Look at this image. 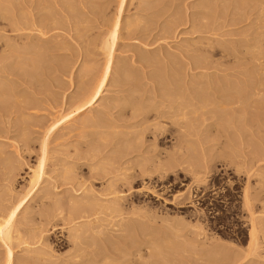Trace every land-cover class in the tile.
Listing matches in <instances>:
<instances>
[{
    "label": "rangeland",
    "instance_id": "obj_1",
    "mask_svg": "<svg viewBox=\"0 0 264 264\" xmlns=\"http://www.w3.org/2000/svg\"><path fill=\"white\" fill-rule=\"evenodd\" d=\"M206 1L0 0V215L19 204L11 240L0 239V264H6L8 248L12 249L13 264H104L105 260H110L105 264H264V68L249 62L252 54L258 57L256 50L264 47L259 43L256 48V33L252 31L263 33L264 27H257L256 22H261L251 18L239 25L226 24L222 16L217 22L224 27L218 33L200 31L213 19L200 12L207 10ZM165 5L168 10L163 9ZM20 7L24 12L33 8L34 12L28 9L30 16H26L27 11L20 12ZM160 7V17L147 10L157 12ZM21 14L34 25L15 30L7 27L6 18L16 16L18 20ZM232 17L229 14L227 18ZM117 18L122 25L113 47L109 83L92 106L78 110L84 88L89 87L85 83L94 84L106 64L102 43ZM171 19L180 23L169 26ZM131 23L138 29L129 34ZM141 26L148 30L140 31ZM233 39H244L245 44ZM32 45L41 51L36 47V53L32 52ZM228 45L230 49L234 46L232 55L223 52ZM20 47L26 51L18 53ZM45 51H50L46 52L50 56ZM16 52L22 58L37 55L35 60L27 59L32 61H27L29 72L27 66L19 67L26 61L23 58L19 63L21 57ZM142 55L147 61L138 58ZM44 57L51 60L46 62ZM197 57V61L208 58V65L196 67ZM38 59L45 63L39 66ZM11 61L20 65L13 67ZM166 64L175 68H165ZM87 65L95 70L85 71ZM44 66L52 70L46 68L48 72ZM32 71H38L34 72L37 75ZM30 72L39 78L31 80ZM15 73L36 85L28 86ZM93 75L95 78L89 77ZM223 84L226 91L240 86L260 91L242 103L226 104L225 96L230 99L231 94L213 90L223 88ZM155 85L162 90L153 89ZM164 87L172 91L166 92ZM22 101L29 106L16 111L10 108L11 103ZM125 105L139 111L148 109L145 112L150 114L161 112L158 115L163 119L137 124V117L130 119L129 113L125 116L120 112L123 107L128 110ZM219 108H223L221 113ZM208 109L213 111H207L206 116ZM217 110L221 117L216 116ZM154 129L166 130L169 135L158 140L151 135ZM41 161L42 174L34 185L32 175ZM167 161H172L169 166ZM166 166L169 168L164 172ZM246 185L250 191L247 199ZM73 211L76 217H70ZM127 223L135 226L130 224L128 231ZM252 225L259 234L257 246L250 243ZM80 228H87L86 235ZM77 231L81 233L77 235ZM109 232L114 238H107ZM85 240L93 243L88 246ZM252 247L257 249L254 254ZM94 248L96 252L107 248L110 255H93ZM92 255L105 256L101 261Z\"/></svg>",
    "mask_w": 264,
    "mask_h": 264
},
{
    "label": "bare ground",
    "instance_id": "obj_2",
    "mask_svg": "<svg viewBox=\"0 0 264 264\" xmlns=\"http://www.w3.org/2000/svg\"><path fill=\"white\" fill-rule=\"evenodd\" d=\"M40 2H41V1H40ZM206 2H207V4H206V6H207V10H206V9H205V10H201L200 12H202V14H204L203 16H205L206 19H207V18H208V19L213 18V19H212V20L210 19L211 21L208 22V23H209L208 25H206V24H205V25L203 24V26L201 25L202 27H201V26H200V27H201L202 30L200 29V31H204V32H206V33H207V32H214V33L217 32V33H218V31H220V30L224 27L223 24L220 25V23L217 22V20H218V19L220 20V18H222V16H223V18H224V17L226 18V19H224V21H225V20L227 21L226 24H229V22H230V24H232V23H234V24H238L239 22L245 21V19H249V18H251V20L258 19V20L261 22V24L258 23V22H256L257 27H262V26L264 27V0H210V1L208 0V1H206ZM21 4H22V3H21ZM122 4H123V3H122ZM143 4H144V3H143ZM23 5H24V4H23ZM23 5H21V6H23ZM144 5H145V4H144ZM144 5H143V6H144ZM203 5H204V4H203ZM24 6H25V5H24ZM24 6H23V7H24ZM26 6H27V5H26ZM36 6H37V5H36ZM36 6H35V7H36ZM40 6H41V3H40ZM40 6H39V7H40ZM145 6L147 7L148 5L146 4ZM145 6H144V7H145ZM165 6H166V5H165ZM165 6H164L163 9L167 8V10H168V7H169V6H168V7H167V6L165 7ZM206 6L204 5V7H206ZM23 7H20L21 9H20V8H19V9L22 10V9H24ZM29 7H31V6H29ZM29 7H28V9H29ZM39 7H38L37 9H39ZM144 7H143V8H144ZM146 7H145V8H146ZM149 7H150V6H149ZM149 7H148V8H149ZM204 7H202V9H204ZM16 8H17V6H16ZM41 8H42V7H41ZM46 8H47V7H46ZM46 8H45V9H46ZM154 8H158V9H159V7H154ZM17 9H18V8H17ZM28 9H26V11H27ZM120 9H121V8H120ZM141 9H142V8H141ZM150 9H151V8H150ZM150 9H147V10H149V12H150V11H151V12H154V14L157 13L158 16L161 15V14H159V13H162V12H163V11L161 10V7H160V11L158 10L157 12H156L157 9H153V11H152V9H151V10H150ZM29 10H31V11L34 12L33 8H32V9H29ZM29 10H28V11H29ZM41 10H42V9H41ZM51 10H52V8H51ZM147 10H146V11H147ZM167 10H165V11H167ZM17 11H18V10H16V12H15V11H13V12L17 13ZM26 11H25V12H26ZM28 11H27V14L24 12V10H22V11H20V12L25 13L26 16H30L29 12H31V11H29V12H28ZM53 11H54V10H52V12H53ZM143 11H144V10H143ZM33 12H32V13H33ZM151 12H150V14H151ZM15 13H13V15H14ZM75 13H77V12H75ZM119 13H120V12H119ZM19 14H20V13H19ZM25 14H24V15H25ZM28 14H29V15H28ZM33 14H35V13H33ZM39 14H40V13H39ZM152 14H153V13H152ZM154 14H153V15H154ZM229 14H232L233 17L228 19L227 17L229 16ZM15 15H18V13L15 14ZM21 15H23V14H21ZM24 15H23V16H24ZM31 15H32V14H31ZM35 15H36V14H35ZM42 15H43V14H42ZM54 15H55V14H54ZM157 15H156V16H157ZM177 15H179V14H177ZM195 15H196V14H195ZM23 16H20V18H19V16H18V20H17L16 16H15V17L13 16L14 19H13L12 17L6 18V21H7V19H8V21H9V19L12 18V20H10V22H9L10 25H8V23H7L8 21L6 22L7 27H8V26H11V28L13 27L14 29H13V28H12V29L15 30V29H23V28H26V27L28 26L29 23L32 24V22H30L32 19H31L30 21H27V20H29L30 18L28 19V17L25 18V16H24V17H23ZM32 16H33V15H32ZM121 16H122V15H121ZM175 16H176V15H175ZM21 17H23L24 19H22ZM51 17H52V16H51ZM117 17H119V16H117ZM159 17H160V16H159ZM177 17H178V16H177ZM177 17H176V20L180 21L181 19H180V18H177ZM179 17H180V15H179ZM40 18H42V16H41ZM53 18H54V16H53ZM173 18H174V16H173ZM205 18L203 17V19H205ZM223 18H222L221 20H223ZM15 19H16V20H15ZM37 19H38V18L36 17L35 20H34V22H35ZM58 19H59V18H58ZM13 20H14V21H13ZM109 20H113V19H109ZM174 20H175V18H174ZM215 20H216V21H215ZM219 20H218V21H219ZM221 20H220V21H221ZM121 21H122V20H121ZM121 21L119 20V18H117V19L115 20L113 26H111V24L113 23V22L111 21V22H112V23L110 24L111 28L109 29L110 32H109V30L107 29L108 27L106 28V30L109 32V33H108L109 35H108V34H107L108 36L106 35L107 38L105 37V39L103 40L104 42L102 43V44H104L103 49H104V51H105L106 54H107V60H106V62H105L106 64L104 65V68L102 67L103 69H102L101 71L99 70V71L102 72V73H101V74L99 73L100 76L98 75L99 77H97L98 79H96V82H95V83H94V81H95V79H94V81H93L94 84H91V83H92L91 80H90V81H91V83H90L91 85L85 83L86 81L84 82V83H85V86L88 85L89 87H85V86H84V87H85V88H84V91L82 90V91H83V93H82V97H83V98H82V99L80 98V99L82 100V102H80V100L77 98V99L79 100L78 102H80L79 106H77L78 110H82V109H85V108H88V107L92 106V105H93V104H94V103L100 98V96H102V93H103L104 89L106 88L107 84L109 83V78H110V76H111V71H112V66H113L112 64H113V58H114L113 47H114V45H116V42H117V40H118V37H119L120 31H121V25H122V24H121V23H122ZM170 21H172V23H173V19H171ZM178 21H176V22L174 21V22L177 23ZM212 21H213V24H210ZM36 22H37V21H36ZM36 22H35V23H36ZM107 22H108V20H107ZM130 22H132V21H129V23H130ZM133 22H135V21H133ZM168 22H169V21H168ZM201 22H203V21L201 20ZM201 22H200V23H201ZM137 23H138V22H136V23H134V24L137 25ZM169 23H170V22H169ZM175 23H173V24L170 23L171 25H169V26H173V25H174L173 27H175V25H178L180 22H178L177 24H175ZM204 23H205V21H204ZM214 23H216V24L214 25ZM223 23H224V22H223ZM108 24H109V23H108ZM108 24H107V25H108ZM134 24H133V23L129 24V25H130V26H128V27H130V28L128 29V33H129V34H132L133 32H135V31L138 29V28H135V27H138V26H136V25H134ZM234 24H233V25H234ZM239 24H241V23H239ZM239 24H238V25H239ZM4 25H5V24H4ZM32 25H34V24H32ZM224 25H225V24H224ZM1 26H2V25H1ZM1 26H0V28H3V27H1ZM30 26H31V25H30ZM108 26H109V25H108ZM139 26H140V25H139ZM169 26H166V27H169ZM238 27H239V26H238ZM4 28H6V27L4 26ZM11 28H9L8 30H11ZM170 28H171V27H169V29H170ZM172 29H173V28H172ZM235 29H236V28H235ZM237 29H238V28H237ZM13 30H12V31H13ZM139 30H140V31H145V30H148V27H146V26H141V27L139 28ZM233 30H234V29H233ZM235 31H237V30H235ZM150 32H151V31H150ZM252 33H256V35H255L253 38H256V41H257V44H256V42H253L252 45H255V44H256V45H255L256 48H259L260 46L257 47V45H258L259 43H261V44H259V45H263V46H264V32L261 33V32L258 30V33H257V30L255 29V30L252 31ZM20 34H21V33H20ZM20 34H17V35H20ZM9 35H10V34H9ZM17 35H16V36H17ZM21 35H22V34H21ZM13 36H14V35H13ZM19 38H20V37H19ZM250 39H252V38H250ZM226 40H227V39H226ZM233 40H234L233 42L239 41L240 43L243 42V43L245 44V42L242 41V40H244V39H238V40L236 39V41H235V39H233ZM239 42H238V43H239ZM246 42L249 43V41H246ZM240 43H239V44H240ZM243 43H242V44H243ZM254 43H255V44H254ZM210 44L215 45L214 43H210ZM223 44H224V43H223ZM223 44H222V45H223ZM6 45H7V44H6ZM47 45H48V44H47ZM219 45L221 46V43H219L218 46H219ZM233 45H234V44H233ZM10 46H13V44L10 45ZM32 46L35 47L34 45H32ZM32 46H31V47H32ZM210 46L213 48L212 45H209V47H210ZM220 46H219V47H220ZM224 46H226V45H224ZM224 46H223V49H226V48H224ZM234 46H235V45H234ZM234 46H232L233 49H234ZM241 46H242V45H241ZM14 47H15V46H14ZM17 47H18V46H17ZM33 47H32V48H33ZM36 47H37V49H39V51H41V50H40V49H41L40 47H39V48H38V46H36ZM36 47H35L34 50L32 49V50H33L32 52L36 53V51H35V50H36ZM46 47H47V46H45V48H46ZM211 47H210V49H211ZM18 48H19V47H18ZM18 48H17V49H18ZM42 48H44V46H43ZM48 48H49V47H48ZM221 48H222V47H221ZM256 48H255V49H256ZM262 48H264V47H261V49H262ZM11 49H13V48H11ZM14 49H15V48H14ZM17 49H15V50H17ZM22 49L25 50L24 48H22ZM22 49H21V47H20V50L18 49V53H20V51H22ZM207 49H208V48H207ZM210 49H209V52H213V51L215 50V48L212 49L211 51H210ZM229 49H230V47H229V45H228V50H223V52L226 53V54H230V55H232V54H231V53H232V51H231L232 48H231L230 50H229ZM233 49H232V50H233ZM253 49H254V48H253ZM255 49H254L253 51H255ZM261 49H258V50H256V52H255V54H257L258 57H257V56H254V55L252 54V56L249 58V62H252V63L254 64V66H257V67H259V68H264V50L262 49V51H261ZM47 50H48V49H47ZM25 51H26V50H25ZM39 51L37 52V55H39V54L42 53V52L40 53ZM253 51H252V52H253ZM8 52H9V51H8ZM30 52H31V51H30ZM46 52H50V51H45V53H46ZM16 53H17V52H16ZM18 53L16 54L17 56H18ZM38 53H39V54H38ZM253 53H254V52H253ZM24 54H25V53H24ZM30 54H31V53H30ZM46 54H48V56H50L51 53H50V54H49V53H46ZM21 55H22V54H21ZM26 55H27V54H26ZM26 55H25V56L22 55L23 58L26 59V60L24 59V62L26 61V62H25L26 65H25V63H21V61H22L23 58H22L20 55H19L18 57H21V58H20L21 60H18L19 58H17L18 62L20 61L19 63L23 64V66H19L21 69H22V67L25 68V67L27 66V61H28L27 59L30 58V57L28 58V56H27V58H26ZM31 55L33 56V54H31ZM37 55H36V56H37ZM143 55H144V54H143ZM143 55H142V56H143ZM146 55H147V54H146ZM34 56H35V55H34ZM36 56H35L34 58H36ZM48 56H46V57H48ZM147 56H148V55H147ZM204 56H205V55H204ZM38 57L41 58L42 56L39 55ZM38 57H37V58H38ZM137 57H138V56H137ZM148 57H149V56H148ZM199 57H200V56H199ZM31 58H32V57H31ZM31 58H30V60H31ZM34 58H32V60H35ZM37 58H36V59H37ZM42 58H43V57H42ZM42 58H41V59H42ZM44 58H45V57H44ZM49 58H50V57H49ZM49 58H48V59H49ZM138 58H142V59H143L144 56H143V57L140 56V57H138ZM138 58H137V59H138ZM145 58H146V57H145ZM145 58H144V59H145ZM46 59H47V58H45V60H46ZM48 59H47V60H48ZM137 59H136V61H137ZM151 59H152V58H151ZM197 59H198V57L196 58V61H197ZM207 59H208V58H206V57L203 58V59L199 58V61L195 62L196 67H199V66L202 65V64H204V65L206 64V66H207V65H208V63H206V60H207ZM30 60H29V61H30ZM47 60H46V62H47ZM50 60H51V58H50ZM50 60H48V61H50ZM138 60H139V59H138ZM29 61H28V64H29ZM139 61H140V60H139ZM146 61H147V58H146ZM146 61H143V60H142L141 62L143 63V62H146ZM11 62H12V61H11ZM18 62L16 61V64H19ZM31 62H32V61H30V63H31ZM35 62H37V60H36ZM35 62H34V63H35ZM40 62L42 63V60H40ZM40 62H39V59H38V62H37V63L39 64V66H40ZM151 62H152V61H151ZM170 62H171V61H170ZM170 62H169V63H170ZM191 62H193V61H191ZM34 63H33V66H34ZM44 63H45V61H44ZM44 63H42V64H44ZM50 63L52 64V62H50ZM50 63H49V64H50ZM148 63H149V62H148ZM193 63H194V62H193ZM193 63H192L191 66H193ZM9 64H11V65L13 64V67H16V66H17L16 64H15V66H14V62L9 63ZM31 64H32V63H31ZM31 64H30L29 66H27V72H29V71H28V70H29L28 67H31ZM42 64H41V65H42ZM145 64H146V63H145ZM145 64H144V65H145ZM190 64H191V63H190ZM19 65H20V64H19ZM166 65H167V64H166ZM170 65H171V64H170ZM170 65H167V67H165V66H164V67H165V68H168ZM198 65H199V66H198ZM9 66H10V65H9ZM9 66H8V69H9ZM87 66H88V65H87ZM91 66H92V65H90V68H89V66H88L87 69H86L85 71H89L90 73H92L93 70H95V69L92 70ZM160 66H161V65H160ZM206 66H205V67H206ZM10 67H11V66H10ZM36 67H37V66H35V68H36ZM42 67H43V66H42ZM42 67H41V69H42ZM50 67H51V65H50ZM170 67H172V66H170ZM170 67H169V68H170ZM200 67H202V66H200ZM203 67H204V66H203ZM5 68H6V67H5ZM33 68H34V67H33ZM44 68L46 69V68H49V67H48V66H44ZM172 68H175V67L173 66ZM207 68H208V67H207ZM18 69H19V68H18ZM21 69H20V70H21ZM37 69H38V67L36 68V70H37ZM49 69H50V68H49ZM170 69H171V68H170ZM170 69H169V70H170ZM12 70H13V68H12ZM12 70H11V71H12ZM15 70H16L15 72H17V71L20 72V70H17V69H15ZM25 70H26V69H25ZM34 70H35V69H34ZM46 70H47V69H46ZM51 70H52V69H50L49 71H51ZM169 70H168V71H169ZM175 70H176V69H175ZM175 70H171V73H172V71H175ZM5 71H6V70H5ZM8 71H9V70H8ZM8 71H7V72H8ZM21 71H22V70H21ZM39 71H40V69H39ZM43 71L45 72L44 69H43ZM47 71H48V70H47ZM47 71H46V73H47ZM49 71H48V72H49ZM81 71H82V69L80 70V72H81ZM99 71H98V72H99ZM166 71H167V70H166ZM7 72H6V73H7ZM27 72H26V73H27ZM32 72H33V71H32ZM34 72H36V71H34ZM34 72H33V73H34ZM80 72H79V73H80ZM175 72H176V71H175ZM10 73H11V72H10ZM36 73H38V71H37ZM40 73H41V72H40ZM40 73H39V74H40ZM85 73H86V72H85ZM87 73H88V72H87ZM87 73H86V74H87ZM90 73H89V75H92V74H90ZM11 74H12V73H11ZM16 74L20 75L21 73H20V74H19V73H15V75H16ZM30 74H31V72H30ZM34 74H35V73H34ZM44 74H45V73H44ZM86 74H85V75H86ZM13 75H14V74H12V76H13ZM18 75H16V76H18ZM21 75H22V74H21ZM21 75L18 76V77H21L20 79H22V76H21ZM27 75L30 76L29 73H27ZM27 75H26V77H27ZM36 75H37V74H35V75H33V76H36ZM48 75H49V74H48ZM80 75H81V74H79V77H80ZM82 75H83V74H82ZM85 75H84V76H85ZM156 75H157V77H158V74H156ZM164 75H165V74H163V76H164ZM168 75L170 76L171 74H168ZM31 76H32V74H31ZM33 76H32V78H31V80H35V78H36V77H33ZM38 76H40V75H38ZM38 76H37V78H39ZM86 76H88V75H86ZM95 76H97V74H96ZM163 76H162V77H163ZM166 76H167V75H166ZM89 77H91L92 79L95 78L94 75H93V76H89ZM162 77H161V79H163ZM164 77H165V76H164ZM170 77H171V76H170ZM170 77H169V78H170ZM33 78H34V79H33ZM37 78H36V79H37ZM40 78H41V77H40ZM172 78H173V77H172ZM81 79H82V78H81ZM165 79H166V78H165ZM170 79H171V78H170ZM22 80H23V79H22ZM31 80H30L29 78H25L22 82L25 81V82H26L25 84L28 83V84H29L28 86H32V84H33L34 81L32 82ZM88 80H89V79H88ZM120 80H121V79H120ZM168 80H169V79H168ZM168 80H167V81H168ZM252 80L255 81L254 79H250L249 81H250L251 83H253ZM37 81H38V80H37ZM41 81H42V80H41ZM159 81H160V83H161V80H159ZM163 81H164V79L162 80V82H163ZM165 81H166V80H165ZM165 81H164V85L166 86V84H165L166 82H165ZM170 81H171V80H170ZM38 82H40V81H38ZM81 82H82V81H81ZM208 82H209V81H208ZM19 83H20V82H19ZM34 83H35V82H34ZM167 83H168V82H167ZM174 83H175V86L178 85V84H177L178 81H177L176 79H175V82H174ZM209 83L211 84V82H209ZM209 83H208V85H210ZM228 83H229V81L227 82V84H228ZM176 84H177V85H176ZM212 84H213V83H212ZM231 84H233V83L231 82ZM231 84H230V85H231ZM35 85H36V83H35ZM35 85H34V86H35ZM199 85H200V84H199ZM201 85H202V84H201ZM218 85H219V83H218ZM239 85H240V84H239ZM239 85H238V86H239ZM242 85H243V84H242ZM14 86H15V85H14ZM14 86H13V87H14ZM80 86H81V85H80ZM186 86H187V85H186ZM186 86H185V87H186ZM189 86H190V85H189ZM204 86H205V85H204ZM216 86H217V85H216ZM225 86H226V84H225ZM228 86H229V85H228ZM233 86H235V85L233 84ZM244 86H245V85H244ZM35 87H36V86H35ZM37 87H38V86H37ZM167 87H168V86H167ZM208 87H210V86H208ZM240 87H241V89L238 87V89H236V90H235V89H234V90L232 89V88H234V87H232V88L230 87L233 91H232L230 88H228L229 91H226V88H227V87L224 88V84H223V88H218V86H217V88L214 87L213 90H215V93H216V92H217V93H218V92H219V93L221 92V94H223V95H225V94H227V93H228V94H229V93L231 94V95H230V94H229V95H230L232 98H231V97H230V99L228 98L229 100L226 98V96H228V95L225 96L226 104H228V103H232V104H234V103H236V102H237V103H238V102L240 103L241 101H244V100L250 99L251 97H253V96L256 95L257 93L259 94V91H260L259 88H258L259 91L255 92V91H247L245 88H242V86H240ZM245 87H246V86H245ZM25 88H26V87H25ZM33 88H34V87H33ZM33 88H32V89H33ZM164 88H165V91L168 90V89H169L170 91H172L170 88H167V89H166V87H164ZM178 88H179V87H178ZM193 88H194V86H193ZM236 88H237V85H236ZM14 89H15V88H14ZM153 89L158 90V91H161V90H162V88H161L160 86H157V85L153 86ZM173 89H174V88H173ZM175 89H177V88H175ZM175 89H174V90H175ZM195 89H196V88H195ZM198 89H199V88H197V90H198ZM200 89H201V88H200ZM210 89H212V87H211ZM193 90H194V89H193ZM193 90H191V91H193ZM21 91H22V90H21ZM31 91H32V90H31ZM34 91H35V90H34ZM38 91H39V90H38ZM206 91H208V90H206ZM16 92H17V91H16ZM16 92H15V93H16ZM32 92H33V91H32ZM166 92H169V91H166ZM193 92H194V91H193ZM11 93H13V92H11ZM23 93H24V92H23ZM30 93H31V92H30ZM169 93H170V92H169ZM173 93H174V91H173ZM194 93H195V92H194ZM203 93H204V92H203ZM78 94H79V93H78ZM201 94H202V93H201ZM15 95H17V94H15ZM21 95H23V94H21ZM33 95H34V94H33ZM79 95H80V94H79ZM79 95H78V96H79ZM194 95H195V94H194ZM214 95H216V94H214ZM24 96H25V95H24ZM24 96H23V97H24ZM218 96H219V94H218ZM221 96H222V95H221ZM221 96H220V97H221ZM258 96H259V95H258ZM14 97H15V96H14ZM27 97H28V96H27ZM27 97H26V100H27ZM193 97H194V96H193ZM198 97H199V96H198ZM222 97H223V96H222ZM254 97H255V96H254ZM18 98H19V97H18ZM18 98H17V99H18ZM218 98H219V97H218ZM223 98H224V97H223ZM221 99H222V98H221ZM226 99H227L228 101H227ZM23 100H24V99H23ZM33 100H34V99H33ZM131 100H133V99H131ZM131 100H130V101H131ZM212 100H213V99H212ZM216 100H217V98H216ZM18 101H19V100H18ZM130 101H128V102H129V104L131 105V102H130ZM225 101H224V102H225ZM14 102H16V101H14ZM24 102H25V101H22V102H20L19 104H16V103H15L16 105H15L14 103H11L10 108L12 107L13 109H12V108H11V109H12L13 111H16V109H25V108H26L27 106H29V105H26L27 102H26V104H25ZM31 102H32V101H31ZM128 102H127V103H128ZM132 102H133V104H132V107H133V105H134V100H133ZM233 102H234V103H233ZM29 103H30V102H29ZM29 103H28V104H29ZM34 103H35V102H34ZM220 103H223V102L220 101ZM241 103H242V102H241ZM12 104H14V105L12 106ZM32 105H33V103H32ZM34 105H35V104H34ZM222 105H224L226 108L228 107V105H225V103L222 104ZM222 105H221V106H222ZM230 105H231V104H230ZM230 105H229V106H230ZM35 106L37 107V105H35ZM125 106H127V108L129 107L128 105H125ZM231 106H232V105H231ZM231 106H230V109L232 108ZM30 107H31V104H30ZM225 107H223V108H225ZM10 108L8 107V110H9ZM32 108H33V107H32ZM171 108H172V106H171ZM211 108H212V107H211ZM215 108L217 109V107H215ZM223 108H222V109H223ZM2 109H3V108H2ZM11 109H10V112H13ZM129 109L131 110V109H134V108H128V110H127L125 107H123V109H120V112H122L123 115L125 114V116H126V114L129 113L128 115H130V116H129L128 118H130V119H131V118H132V119L135 118V120H136V117H137V118H138V119L136 120V121H137V122H136L137 124H142V125H144V124H145L146 122H148L150 119H151V120H152V119H153V120H154V119L156 120L158 117H159V118L161 117V119H163V118H162L163 116H159V115H158V114L161 113V112H159V113H157V114H155V113H154V114H150L151 112H149V111H148V112H145V111H147L148 109L145 110V111H143V110H140V111H139V110H137V109H134V110L130 111ZM212 109H213V108H212ZM212 109H211V110H212ZM222 109L219 108V111H220V110L222 111ZM227 109H228V108H227ZM227 109H224V110H227ZM28 110H30V109L28 108ZM176 110H177V109H176ZM224 110H223V111H224ZM240 110H241V109H240ZM1 111H2V110H1ZM5 111H6V110H5ZM18 111H19V110H18ZM20 111H21V110H20ZM23 111H24V110H23ZM129 111H130V112H129ZM178 111H179V110H177L176 112L174 111V112H175V113H178ZM207 111H209V109L206 110V116L208 115V114H207ZM212 111H213V110H212ZM212 111H211V112L209 111V113H212ZM217 111H218V110H217ZM219 111L216 113V116L218 115V117H221L222 115H219V114H218ZM221 111H220V113H221ZM228 111H229V110H228ZM10 112H9V113H10ZM21 112H22V111H21ZM172 112H173V111H171L170 113H172ZM204 113H205V112H204ZM161 114H162V113H161ZM161 114H160V115H161ZM165 114H166V113H165ZM226 114H227V113H226ZM172 115H174V114L172 113ZM204 115H205V114H204ZM209 115H210V114H209ZM224 115H225V114H224ZM94 116H96V115H94ZM213 116H214V115H213ZM97 117H99V116H97ZM100 117H101V115H100ZM100 117H99V118H100ZM87 118H88V117H87ZM94 118H95V117H94ZM224 118H226V116H225ZM230 118H231V117H230ZM88 119H89V118H88ZM89 120H90V119H89ZM91 120H92V119H91ZM99 120H100V119H99ZM99 120H98V121H99ZM155 120H154V121H155ZM157 120H159V119H157ZM58 121H59V120H58ZM93 121H94V120H93ZM85 122H87V121H85ZM174 122H175V121H174ZM95 123H96V122H95ZM158 123H159V122H158ZM98 124H99V123H98ZM98 124H97V125H98ZM100 124H101V123H100ZM102 124H103V121H102ZM105 124H106V123H105ZM134 124H135V123H132V126H136V124H135V125H134ZM146 124H147V123H146ZM109 125H110V124H109ZM127 125L130 126L131 123H130V125H129V124H127ZM147 125H149V123H148ZM101 126H102V125H101ZM106 126H107V124H106ZM137 126H138V125H137ZM140 126H141V125H140ZM98 127H99V126H98ZM130 127H131V126H130ZM50 129H51V128H50ZM143 130H144V129H143ZM154 130H155V129H154ZM154 130H153V131H154ZM238 130H239V129H238ZM240 130H241V129H240ZM242 130H243V128H242ZM145 131H146V130H145ZM238 132H239V131H238ZM238 132H237V134H238ZM241 132H242V131H240L239 134H241ZM242 133H244V130H243ZM135 134H136V133H135ZM143 134H144V133H143ZM149 134H151V132H150ZM151 135H155V137L158 138V140H163V139H164L167 135H169V134L167 133L166 130H162V129L160 130V129H159V131L155 130ZM243 135H244V134H242V135H240V136H243ZM155 137H154V138H155ZM156 138H155V139H156ZM141 145H142V144H141ZM131 147H132V146H130L129 149H132V150H133V147H132V148H131ZM178 147H181V146L178 144ZM262 148H263V147H262ZM129 149H128V150H129ZM153 149H154V148H153ZM256 149H257V148H256ZM134 150H135V149H134ZM134 150H133V151H134ZM257 150H258V149H257ZM259 150H260V149H259ZM259 150H258V151H259ZM159 151H160V150H159ZM262 151H263V150H262ZM127 152H128V151H127ZM130 152H131V150H130ZM130 152H129V153H130ZM260 152H261V151H260ZM263 153H264V152H263ZM256 155H258V154H256ZM256 155H255V156H256ZM252 157H254V156H252ZM159 159H160V158H159ZM173 159H174V158H173ZM179 159H181V158H179ZM177 160H178V159H177ZM177 160H175V161H177ZM172 161L175 162L174 160H172ZM172 161H171V162H172ZM167 162H168V161H167ZM167 162H166V165L171 164L170 161H169L170 163H169V162L167 163ZM180 162H181V160H180ZM252 162H253V161H252ZM39 163L42 164L43 162L41 161V162H39ZM177 163H179V162H176V164H177ZM121 164H123V163H121ZM121 164H120V165H121ZM161 164L164 166V165H165V162H164V164H163V163H161ZM173 164H174V163H173ZM162 165H161V166H162ZM40 166H43V164H42V165H39L38 168H39ZM116 166H118V165H116ZM163 166H162V167H163ZM168 166H169V165H168ZM168 166H166V169L163 170L164 172L167 171V169L169 168ZM113 167H114V165H113ZM113 167L110 168L111 171H112V168H113ZM122 167H123V165H122ZM117 168L120 169V167H116V169H117ZM42 169H43V168L40 167V168H39L38 170H36V172L32 175V176H33V177H32V180L34 181V185L37 183L36 180L39 179V177H40V173H41L40 171H41ZM110 169L108 168V170H110ZM114 169H115V167H114ZM114 169H113V171H114ZM116 169H115V170H116ZM121 169H122V168H121ZM162 169H163V168H162ZM144 170H145V169H144ZM144 170H142L143 173L145 172ZM146 170H147V169H146ZM165 170H166V171H165ZM111 171H110V172H111ZM33 172H34V171H33ZM96 173H98V172H96ZM108 173H109V171H108ZM111 173H112V172H111ZM41 174H42V173H41ZM98 174L101 175L100 172H99ZM149 174H150V173H149ZM102 175H103V174H102ZM102 175H101V176H102ZM95 176H96V174H95ZM103 176H104V175H103ZM143 176H144V175H143ZM149 176H150V175H149ZM30 179H31V178H30ZM38 181H39V180H38ZM30 187H31V185H30ZM110 189H111V188H110ZM248 190H249L248 185H246L245 188H244V193H245L244 195H245V198H246V199H247V198L249 197V195H250V194H249L250 191H248ZM243 197H244V196H243ZM246 199H245V200H246ZM192 202H193V201H192ZM246 202H247V205H249V201L246 200ZM73 206H75V205H73ZM77 206H78V205H77ZM249 206H250V205H249ZM13 207H14V208H11L10 212L7 213L6 215H5L4 213H3L2 215H0V239H1L2 241L9 242V241L11 240L10 238H12V237H11V234H12V232H13L12 228L15 226L14 223L16 222V221H15V217H16V214H17L16 211H17V209H18V207H19V204L16 205V206H13ZM75 208H76V207H75ZM75 208H74V210H75ZM79 208H80V206H79ZM83 209H84V208H83ZM79 210H80V209H79ZM85 210H86V209H85ZM76 211H77V209H76ZM76 211H75V212H76ZM86 211H87V210H86ZM75 212L73 211L72 214H73V213L75 214ZM87 212H88V211H87ZM5 213H6V212H5ZM72 214H71V215H72ZM74 214H73L72 216H70V217H73V216L76 217V215H74ZM76 214H77V213H76ZM79 214H80V211H79ZM84 214H85V213H84ZM84 214H83V215H84ZM83 215H82V216H83ZM85 215H86V214H85ZM85 215H84V216H85ZM79 216H80V215H79ZM96 218H100V217L98 216V217H96ZM70 219H72V218H70ZM74 219H75V218H74ZM95 221H96V220H95ZM127 224H128V223H127ZM127 224H126V225H127ZM130 224H131V223H129L128 225H130ZM132 224L134 225L135 223H132ZM132 224H131V225H132ZM126 225H125V227H128V231H130V228H129V227H131V225H130V226H126ZM133 225H132V226H133ZM139 225H140V224H139ZM134 226H135V225H134ZM125 227H124V228H125ZM138 228H140V227H138ZM141 228H142V227H141ZM78 229H79V228H78ZM80 229H81V228H80ZM132 229H134V228H132ZM132 229H131V230H132ZM136 229H137V228H136ZM11 230H12V232H11ZM83 230H84V229H83ZM83 230L81 229L80 231H82L83 234H84V232L86 233L87 228H85V231H83ZM122 230H123V229H122ZM137 230H139V233H140V230H141V229H137ZM137 230H136V231H137ZM143 230H144V229L142 228V231H143ZM80 231H79V232L77 231V232H78L77 235H78L79 233H81ZM110 231H111V230H110ZM116 231H118V230H116ZM119 231H121V229H120ZM256 231H258L257 228H255L254 225H252V228H251V230H250V243H252V245L254 244V245L257 246V243H258V240H259V239H258V238H259V236H258L259 234H257ZM114 232H115V231H113V235L116 236L115 234H117V233L114 234ZM125 232H126V231H125ZM137 232H138V231H137ZM118 233H119V234H122V232H118ZM132 233H134V232H132ZM139 233H137V234H139ZM107 234H108V233H106V237H107ZM109 234H110V236L107 237V238H112V237L114 238V236L111 237V234H112L111 232H109ZM129 234L131 235L130 232H129ZM129 234H126V233H125V235H128V236L130 237ZM84 235H86V234H84ZM122 235H123V234H122ZM131 236H132V235H131ZM116 237H117V236H116ZM121 237H122V236H121ZM129 237H128V238H129ZM89 238H90V237H89ZM119 238H120V237H119ZM122 238H123V237H122ZM125 238L127 239V237H125ZM105 239H106V238H105ZM7 240H8V241H7ZM111 240H116V239H111ZM87 241H88V240H87ZM87 241L85 240V241H83V242L86 243ZM116 241H117V240H116ZM89 242L93 243L92 240H90ZM89 242H88V244L86 243V245L89 246V244H90ZM112 242H113V241H112ZM119 243H120V242L118 241V244H119ZM129 243H130V242H129ZM5 244H7V243H5ZM8 244H9V243H8ZM8 244H7V245H8ZM124 245H126V243H125ZM128 245H129V244H128ZM130 245H131V243H130ZM177 245H178V244H177ZM106 246H107V245H106ZM10 247H11V246H10ZM107 247L110 249L109 245H108ZM177 247H178V246H177ZM83 248H84V247H83ZM83 248H82V249H83ZM86 248H87V247H85L84 249H86ZM101 248H102V247H101ZM101 248H99V251H97V252H96V249L94 248L93 250H95V251H94V252L91 251V254H93V255H96V254H99V255L101 254V255H103V254H105L106 251H107V248H106V250H103V249L100 250ZM84 249H83V250H84ZM111 249H112V248H111ZM187 249H188V248H187ZM253 249H254V248L252 247L250 250H252V251H253V254H254L255 251H256L257 249H256V250H253ZM115 250H116V249H115ZM115 250H112L113 252L111 251V253H115V252H114ZM84 251H85V250H84ZM252 251H250V252H252ZM87 252H88V251H87ZM250 252H249V253H250ZM107 253H108V255H110L109 252H107ZM107 253H106V254H107ZM117 253H118V252H117ZM88 254H89V252H88ZM88 254H87V255H88ZM115 254H116V253H115ZM250 254H251V253H250ZM250 254H249V255H250ZM93 255H92V256H93ZM113 255H114V254H113ZM249 255H248V256H249ZM92 256H91V259H92ZM104 256H105V255H104ZM104 256H103V258H104ZM114 256H115V255H114ZM117 256H118V255H117ZM117 256H115V257H117ZM88 257H89V256H88ZM93 257H94V256H93ZM95 257H99V256L97 255V256H95ZM95 257H94V258H95ZM100 257H102V256H100ZM100 257H99V258H100ZM108 257H109V256H108ZM110 257H111V256H110ZM112 257H113V256H112ZM237 257H238V256H237ZM240 257H241V256H240ZM89 258H90V257H89ZM103 258H100V260L103 259ZM117 258H118V257H117ZM242 258H243V257H242ZM106 259H108V258L106 257ZM110 259H111V258H110ZM113 259H114V257H113ZM231 259H232V258H231ZM234 259H235V258H234ZM238 259L240 260V258H238ZM238 259H235V260L237 261ZM27 260H28V259H27ZM27 260H26V261H27ZM30 260H32V259H30ZM86 260H88V259H86ZM235 260H234V262H235ZM239 260H238V261H239ZM24 261H25V260H24ZM89 261H92V262L95 261V262H97L98 259H97V260L95 259L94 261H93V260H89ZM101 261H102V260H101ZM101 261H98V262H101ZM106 261H107V260H105V263H106ZM109 261H110V260H108L107 263H108ZM5 262H6V264H13V256H12V249H11V248H8V250H7V257H6V261H5ZM28 262H29V261H28ZM32 262H36V261L33 260ZM102 262H104V261H102ZM102 262H101V263H102ZM29 263L31 264V262H29ZM29 263H28V264H29ZM101 263H100V264H101ZM105 263H104V264H105ZM109 263H110V262H109ZM235 263H236V262H235ZM26 264H27V262H26ZM32 264H34V263H32Z\"/></svg>",
    "mask_w": 264,
    "mask_h": 264
}]
</instances>
